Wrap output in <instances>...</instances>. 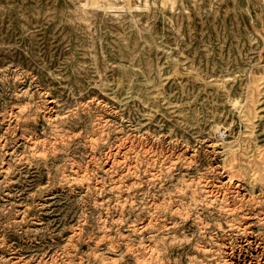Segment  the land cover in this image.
Masks as SVG:
<instances>
[{"label":"rangeland","instance_id":"1","mask_svg":"<svg viewBox=\"0 0 264 264\" xmlns=\"http://www.w3.org/2000/svg\"><path fill=\"white\" fill-rule=\"evenodd\" d=\"M263 224L264 0H0V264H264Z\"/></svg>","mask_w":264,"mask_h":264},{"label":"bare ground","instance_id":"2","mask_svg":"<svg viewBox=\"0 0 264 264\" xmlns=\"http://www.w3.org/2000/svg\"><path fill=\"white\" fill-rule=\"evenodd\" d=\"M101 2H102V1H101ZM87 4H88V3H87ZM227 184H228V183H227ZM253 203H254V202H253ZM249 204H250V202H249ZM249 204H248V205H249ZM229 205H230V204H229ZM258 215H259V214H258ZM258 215H257V216H258ZM255 216H256V215H255ZM239 220H240V219H239ZM142 222H143V221H142ZM258 224H259V223H258ZM263 225H264V224H263ZM160 231H161V230H160ZM236 235H237V234H236ZM150 246H151V245H150ZM230 251H231V250H230Z\"/></svg>","mask_w":264,"mask_h":264}]
</instances>
